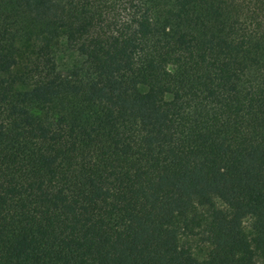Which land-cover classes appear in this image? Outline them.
<instances>
[{"label": "trees", "instance_id": "1", "mask_svg": "<svg viewBox=\"0 0 264 264\" xmlns=\"http://www.w3.org/2000/svg\"><path fill=\"white\" fill-rule=\"evenodd\" d=\"M0 264H264V0H0Z\"/></svg>", "mask_w": 264, "mask_h": 264}, {"label": "rangeland", "instance_id": "2", "mask_svg": "<svg viewBox=\"0 0 264 264\" xmlns=\"http://www.w3.org/2000/svg\"><path fill=\"white\" fill-rule=\"evenodd\" d=\"M26 51L25 53L21 54L19 57V64L17 66V70L21 69L22 66L26 63L27 61V54H30L32 52V48L30 46L25 47ZM75 60V57L73 55H60L57 58V62L60 68H69L73 64ZM209 251L208 246L203 245L202 243H199V246L196 247L195 249V255L199 259H205L207 256V253Z\"/></svg>", "mask_w": 264, "mask_h": 264}]
</instances>
